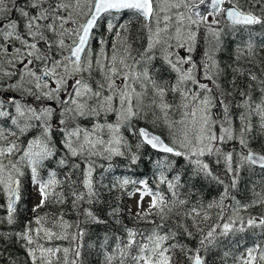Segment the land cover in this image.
I'll use <instances>...</instances> for the list:
<instances>
[{"label": "snow or ice", "instance_id": "1", "mask_svg": "<svg viewBox=\"0 0 264 264\" xmlns=\"http://www.w3.org/2000/svg\"><path fill=\"white\" fill-rule=\"evenodd\" d=\"M254 4L264 3V0H252ZM4 0H0L3 4ZM228 7H223L225 4ZM205 5V11H200V6ZM87 11L84 12V8ZM35 10L34 15H30L29 11ZM187 8L191 13L185 15L184 12H179L176 15L175 34L169 32V25L172 21V16L167 13L173 9ZM7 10L0 9V11ZM20 15L25 19L24 28L26 36L21 35L18 31V23L15 20L9 19L4 25L8 31H0L6 41H11L13 38L19 41L20 47L15 48L17 57L16 62L23 65L24 71L20 72V80L25 81L26 78H34L35 88L39 90L37 100L59 99V92L64 89L68 98L61 101L62 117L72 119L74 117H100L105 116L104 123H96L91 131L82 129L79 126L68 130L64 129L63 146L66 148V158H61L58 161L60 166H66L68 163L67 157H85V161L93 156L100 155L99 149L106 152L105 157L110 158L112 155H124L120 151V146L123 144L130 147L127 141L121 134V128H126L133 136L137 137L139 149L143 145L150 146L153 150L165 154H171L176 157L184 156L194 166L199 173L205 174L207 177L216 180L223 184L224 181L219 177L214 176L210 170L208 163L203 162L200 158L205 155L217 156V163L220 162V157L226 162V171L235 176L238 169L232 167L233 153H224L219 147L220 144L232 141L237 138L234 135L232 121L230 119V106L224 103L226 94L221 91L217 95H213V90L208 84L200 83L196 79L194 70L197 69V64L193 61L191 53L194 51L197 32L203 27L211 40L220 43V37L224 29L219 28L220 19L222 17L226 21L225 27L235 31L238 28H247L253 25L264 26V17L256 15L253 11H246L243 6L238 3V0H198V3H185V0H85L82 5L81 0H26L25 7L18 9ZM83 12L84 22L80 23L78 17ZM165 13L161 16V13ZM123 13H129L137 18H142L146 23L145 27L149 29V43L144 51L138 53L139 59L132 56L130 46L123 43V38L120 37V32L117 30V43L113 44L111 57H107L103 48L97 55L95 65L93 64L92 40L95 39L94 30L100 26V21L107 17L118 16ZM73 17H77L74 19ZM209 17H212L209 22ZM47 23H43V22ZM155 24V31L150 27ZM71 24L72 27L66 28L65 25ZM163 24V27L160 25ZM115 24L112 19L107 20V29L109 32L113 30ZM120 29L127 31V24H121ZM175 41V46L186 49L187 56L181 57L178 53L169 52L168 49L173 45L170 41ZM43 43L45 48L42 51L38 44ZM104 45L106 42L103 39L97 41ZM161 47L165 55L163 60L170 69L177 73L176 83L172 86H167L155 80L149 71V64L155 58L153 49L157 46ZM2 47V46H0ZM59 51H56V50ZM253 45L251 42L247 44V50L251 54ZM3 51L8 52V48L4 47ZM214 51V50H213ZM51 53L52 55H46ZM59 57V58H57ZM205 57L210 63L205 64L204 68L208 71L204 73V79L211 80L215 83V77H218L219 68L216 61L212 57V53L206 51ZM105 60L107 63H105ZM26 61V62H25ZM35 61L44 64L42 75H37L36 71L29 67ZM131 61V62H129ZM9 63L12 61L9 60ZM49 64L51 65L49 67ZM189 65L187 69L183 65ZM57 69H62L65 76H60ZM93 71L100 74L101 80L96 83L95 88L82 78L74 79L72 92L68 93V84L66 76L74 77L77 73H88L91 75ZM211 72V75L208 73ZM4 75H16L13 71H6ZM56 77V87L45 92L43 89L48 88L47 78ZM250 78L255 81L256 76ZM191 83L198 86L200 91L192 92L187 85ZM264 84V81H261ZM149 86H151L149 88ZM13 89L24 90L29 95H33L30 89H23L22 83H14L11 85ZM218 87V85H217ZM139 89V90H137ZM151 91L153 99L150 104L146 105L144 99L148 92ZM167 91L179 93L184 101L183 107L191 109L184 113V116L190 119L191 133L189 132V124L185 120L179 123L184 125V130L177 134L172 132V143H166L160 135L150 132L144 127L136 128L132 123L134 119H139L145 115L144 109L152 107L160 109L167 117V110L171 105L165 102ZM264 94V88H261ZM244 97L242 104L239 107L244 109L240 113L239 119L242 121V126L239 130V143L242 148H248L246 139L248 133L251 132V119L253 116L259 117L260 127L264 129V95L257 100H254L247 93H241ZM157 100L159 103H157ZM15 107V112L18 117H11V123L15 125L21 134L25 133L30 128L39 127L40 134L31 139L26 148L22 151V155L15 162H10L9 165L0 163V186L7 196L8 222H13V213L15 212V203L19 199L20 179L23 176L19 165L24 164L30 168L31 178L34 185L37 186L40 195V202L33 211L37 212L40 208L45 207L49 203L64 204L66 197L63 192H57L56 188L68 185V194L72 197V206L78 209L79 213L84 217L83 221L76 224H69L64 220L63 214L53 215L48 226H45L47 214L45 216L37 215L34 223L40 227L32 228L30 221L23 233H18V238L25 241L27 255L32 261V264H81L79 241L85 235V229L80 225L85 222L102 223L103 221L97 217L89 208H80L81 204H92L98 197V193L93 183V163H88L83 172V178L80 181L82 189L77 186L72 180L71 172L65 175V180L57 179L56 171H50L46 180L40 176V169L44 166L45 161L50 160L55 155V148L52 144V114L55 111L50 107L43 108L39 113L36 109L30 106L22 105L15 98L8 101ZM219 102V106L223 110V120L220 123V134L213 131L215 121L211 117V109ZM4 101H0V117H9L10 113L3 109ZM95 105V106H93ZM114 113L117 117L115 124L106 121L107 114ZM199 113V116L197 115ZM19 118H24L23 123ZM43 121L39 125L31 123V121ZM59 124L65 125L66 120L60 119ZM173 126L169 125L171 129ZM107 131L108 139L101 137L100 133ZM5 130L0 128V140H4ZM15 136V132H11ZM14 152H21L18 143H11L6 147H0V156L11 155ZM194 158V159H193ZM139 157L133 153L131 163L135 164ZM165 161H157V166H163ZM248 165L258 166L264 170V154H258L249 150L246 155L240 156V166ZM71 167L79 168L78 164H73ZM179 176L175 177L179 181ZM161 184H166L167 188L172 192V196L176 197L177 193L174 189L177 184L168 180L163 174L159 178ZM123 185L130 183L141 184L142 190L137 189L140 193V200L137 202L138 207L142 205L145 196L151 197L148 212L143 215L140 212L136 216L140 220H146L147 216L155 214L160 217L161 223H153V228L145 233L132 228H125L126 239L116 238V244L111 253L105 256L106 264H113V261L118 259V264H176V251L183 255L188 264H206L205 257L201 255L202 251H207L210 246L218 242L221 237H228L232 233H243L249 228L264 229V217H249L245 220L239 216L241 208L247 209L249 205H241L239 201L231 206H225L223 201L228 199V185H225L223 194L217 204L209 203L206 206L200 205L193 207L191 212L196 216H201L207 221L210 219L208 210L213 207H219L217 219L223 221L222 224H216L211 227L206 234H203V229H198L202 233V238L199 240V247L195 250L187 248L185 245L176 241L177 234L168 229L165 231L166 225L163 221L167 218V214L171 213L172 208L165 200V197L160 192H154L148 187L147 181H130L123 180ZM237 180L232 179L230 187L235 188ZM115 187V185H114ZM257 198L252 201V204H264V194L257 193ZM234 199V198H233ZM176 201H173L175 203ZM179 204H184V200H179ZM155 210V212H153ZM118 210H113V215ZM227 213V215H226ZM195 223V221H194ZM75 228L76 232L70 233L69 229ZM219 229V231H218ZM185 233L191 237L192 233L184 229ZM140 239H137V237ZM51 244L57 240H67L74 247L46 246L41 240ZM107 243V240H105ZM73 258L69 259V254ZM60 254V255H58ZM228 255V253H225ZM240 264H264V245L255 244L246 250V256L242 257Z\"/></svg>", "mask_w": 264, "mask_h": 264}, {"label": "trees", "instance_id": "2", "mask_svg": "<svg viewBox=\"0 0 264 264\" xmlns=\"http://www.w3.org/2000/svg\"><path fill=\"white\" fill-rule=\"evenodd\" d=\"M255 10L260 13V5H257ZM126 14L128 17L125 18V23L127 24L129 35H131L130 41L132 43L131 54L137 58L138 52L142 50L143 47L146 48L148 45V33L147 28L145 27L146 22L142 18H137L129 13ZM260 15L264 17L263 14ZM114 23L116 24L117 21ZM101 24L104 23L102 22ZM240 35L242 36L240 37ZM202 40L203 36L200 34L199 44H202ZM237 42H239L246 50L247 44L251 42L253 48L257 51H261V47L264 45V26L253 25L247 28H238L234 31V34L223 33L220 38V43H223L222 49H224L223 47H233ZM153 52L158 54L153 62V68L156 70L159 79L158 81L170 87L172 85L168 83V78L170 81H173L174 85L176 83L177 73L173 72L163 60L159 48H156ZM221 54L223 55L224 53L221 52ZM230 58H232V56ZM240 64L244 65L241 62ZM248 74L249 73L247 72L246 77L250 78ZM233 77L234 75H231L229 79H232ZM242 77L243 76L236 78V84L231 90L232 97L234 98L237 95H239V97L242 96L241 88L243 83H241L240 80ZM228 89L229 88H227V90ZM167 93L168 96H170L168 97L169 103L170 105L172 104L171 108L168 110V121L170 122V125L176 126L174 125V122L176 123L177 120H173L184 116V101L179 93H173L171 91H167ZM189 110L190 106L186 109V112ZM238 112L241 113L240 107L237 110L232 109L230 114H238ZM170 114H173V117L171 116L172 120L170 119ZM77 118L82 119L83 117ZM65 120V125L60 124L59 126H52V144L55 148V155L50 160L45 161L44 166L39 171L41 178L44 180L48 178L50 171H56L57 179L61 181H64L65 175L71 172L72 180L76 182L81 190H83L80 185V181L83 178V172L89 162L93 163L94 171L92 179L98 197L92 204H81L80 208L91 209L103 222L81 223L80 226L85 229V235L79 241V244L81 245V264H106L105 256L111 253L114 249L116 238L120 237L122 240L126 239L125 228H132L147 233L154 226V224L149 221L154 223L162 222L160 217L155 214L147 216L146 220H140L136 216V213L129 205V189L134 188L135 190L138 188L142 190L143 186L139 183L123 185L122 182L124 179L130 181H147L148 187L152 189V191L160 192L165 197V200L169 203V207L172 208L171 213H168L167 218L163 221L166 225L165 231L172 229L177 234L176 241H170L169 243L178 242L193 250L199 247V240L202 238V233L198 229H203V234H206L211 227L218 223H223V221L217 219L219 207H213L208 210L210 219L207 221L202 219L203 210H201V216L199 217L196 216L195 213L188 215L193 207H199L200 205L206 206L209 203L217 204L220 201V196L224 192L225 185L229 186L228 191L233 194L234 200L237 201L239 199L238 201L242 204L255 200L257 198V193L264 194V170H261L258 166L249 167L246 164L242 166L238 173L239 175L237 176L236 187L232 188L230 187L232 183L231 173L226 171V162L222 160L221 157L219 158V163L216 162V155H206L205 160L209 164L210 170L213 172L214 176H217L224 181L223 184L207 177L203 173L197 172L195 166L184 156L176 157L171 154L161 153L153 150L148 145H143L139 149L136 146L135 154L139 159L135 164L131 163V156L129 155H119L111 159H104L98 155L91 157L87 162L83 156L67 157L68 163L66 166L62 167L58 164V161L61 158H66L67 150L63 146L64 129L67 128L70 130L74 127L69 126L73 122V119L67 118ZM135 122L140 123L141 121L134 120V123ZM0 123L5 127L8 126L4 119H0ZM135 127L138 128V125L135 124ZM156 131L163 134L164 138L168 139L167 131L163 130L161 127ZM39 133V127H35L29 131L25 138H28L30 134L35 137ZM246 139L248 141V148H242V146L235 140L223 144L232 145L230 146L231 148H240L246 152L254 150L264 153V135L262 131H254L253 129V131L247 135ZM18 144L19 146H23L24 142L20 139ZM160 160L165 161V163L163 166L158 167L157 161ZM103 162H106L104 166L101 165ZM73 164H78L79 168L71 167ZM108 164H110V166H108ZM160 172H162L168 180L177 184V187L174 189L177 193L176 197L172 196V192L167 188L166 184H161L159 182ZM177 176L180 178L179 181L175 180V177ZM21 178L26 181H32L30 169L29 171L24 172L23 176L19 177V179ZM23 179L21 182H23ZM21 187H23V191L25 187ZM56 191L65 194L66 202L64 204L49 203L45 207L40 208L37 212H34L33 209L32 212H30V207L25 205V191L23 193L19 188L20 198L15 207V210L17 209L16 211L18 212L15 214L14 221L11 224L0 225V231L24 232L30 221L32 224L34 223V219L37 215L45 216L47 214L45 226H48V222L51 221L52 216L57 214H63L64 220L69 224H76L83 221L84 217L79 213V210L74 209L72 206V197L68 194L67 183L61 187H57ZM179 200H184L185 203L179 204ZM173 201L176 202L173 203ZM114 209L118 210L115 215L112 214ZM250 210L251 216L258 212V209L255 210L254 208H250ZM153 212H155V210H153ZM143 214L144 213H142V215ZM185 228L188 232L192 233L191 237L185 233ZM69 232L74 234L76 229H69ZM12 238L13 241L16 240V245L13 244L14 242L10 244ZM137 239H140V237L138 236ZM105 240H107V243H105ZM5 242H7L8 247L3 246L0 251L2 254L0 256V264H32V261L28 258L26 246H22V242H24L23 240L19 239L17 236H7ZM41 242L46 243V246L55 245L62 248L75 246L74 244L70 245L67 240H57L51 244H48L44 240H41ZM255 244L264 245V229L249 228L243 233H232L228 237H221L218 239V242L213 246H210L207 251H202L201 255L205 257L206 264H240L244 252H246L247 248L253 247ZM9 247L12 249L11 257L10 259L9 257L4 258V254L9 251ZM225 253H228V255H225ZM69 258L70 260L73 258L71 253L69 254ZM175 258L176 264H188L183 255L179 253V250L176 251ZM113 264H118V259L113 261Z\"/></svg>", "mask_w": 264, "mask_h": 264}, {"label": "rangeland", "instance_id": "3", "mask_svg": "<svg viewBox=\"0 0 264 264\" xmlns=\"http://www.w3.org/2000/svg\"><path fill=\"white\" fill-rule=\"evenodd\" d=\"M11 1H13V0H4V3L0 4V9H5V7L7 9L4 11H0V31H8L9 30L6 27H4V25H6L8 20L11 19V20L17 21V23H18L17 31L21 35L26 36L27 34H26V30L24 28V23H25L26 18H24L20 15L19 10L18 11L10 10L9 3ZM16 1L18 3V9L23 7V6H21L20 0H16ZM73 3H75V0H73ZM84 3H85V0H81V4L83 5ZM185 3H188V4L198 3V0H185ZM238 3L241 6H243L246 11H253L258 16H261L260 14L264 15V3L254 4L252 2V0H238ZM257 5H260V13L256 12V10H255ZM26 10L29 11L30 15L35 14V10L28 9V8H26ZM86 11H87V8L85 7L84 12H86ZM179 12H184L185 15L191 14L187 8L173 9L171 12L167 13L168 15L172 16V18H173L170 25H169V32L171 35L175 34V27H176V19L175 18H176L177 13H179ZM164 14L165 13L162 12L160 15L163 16ZM127 17H128V15L126 13H124V14H120L118 16L107 17L104 20L100 21V26L94 32L95 33V39H93L91 42L92 43L91 55L93 58V64L94 65H95L96 57L100 53L102 48H103V51L105 52V55L109 58L111 57L112 51H113V44L117 43V40H118L117 30H119V32H120V37L123 38V43L130 46V50L132 49V43L130 41L131 35H129V30L124 31L123 29H120L121 24H126L125 18H127ZM73 18L77 19V17H73ZM84 18H85L84 14L82 12L81 15L78 17L79 22L83 23ZM217 18L220 19V25L218 27L221 29H224L221 36L223 35V33H227V34L233 33L234 34L233 30L225 27L226 23L222 17L218 16ZM108 19H112L113 23L115 21H117L116 24L114 23L115 27L113 28V30L111 32H109L107 29V20ZM211 19H212V17H209V22L211 21ZM102 22L104 24H101ZM43 23H47V22L45 21ZM163 26H164L163 24L160 25V27H163ZM65 27L70 28V27H72V25L67 24V25H65ZM150 27L152 28L153 31H155L156 26L154 23L151 24ZM147 33H148V37H149V29L148 28H147ZM200 34H202V36H203L202 44H199ZM241 36L242 35H240V37ZM240 37H239V39H240ZM99 39H103L106 43L104 45L99 44L97 42ZM148 43H149V39H148ZM170 43L173 45V47L168 49L169 52L178 53L179 56H181V57H185L188 55V53L186 52V49L179 48V47L175 46L174 40L170 41ZM222 45H223V43H219V45H216V42L214 40H211L210 37H208L205 29L203 27L200 28V30L197 32V39H196L194 51L191 53L193 61H195L197 64V69L194 70V74L196 76V79L199 80L200 83L208 84V86L210 88H212V90H213V93H212L213 95H217L221 91H223L226 94V96L224 97V103L231 106L230 111H232V109L237 110L239 108V105L242 104V102L244 100L243 96L239 97V95H237L234 98V97H232V94H231L232 93L231 90H232L233 86H235V84H236V81H235L236 78L243 76L240 79L241 83H243V86L241 88V93H247L254 100H257V102H259V99L262 97V95H264L261 92V88H264V84H261V81H264V45L261 47L263 49L262 51H257L255 48H253L251 54H249L248 50H246L242 45H240L239 42H237L233 47L230 46L229 49L228 48L225 49V47H223L224 49H222ZM0 46H2V47H0V101H4L2 110H7L10 113L9 117H0V119H4L8 125L5 127V126L1 125V123H0V128H3L5 130L4 134L7 137L4 140H0V147H6L13 142L19 143L20 139L24 142V145L20 146L21 152H14L11 155L0 156V163H2L4 165H9L10 162H15L19 159V157L22 155V151L26 148L27 143L31 139H33L34 137L31 136V134H30V136L28 135L29 136L28 138H25L27 136V134L29 133V131L33 128H30L25 133L21 134L19 132L18 128L11 123V117H13V116L18 117V114L15 112L14 105L12 103H9L8 101L11 100L12 98H15V100L17 102L21 103L22 105L35 108L37 113H39L45 107H50L51 109L55 110L52 114L51 124H52V126H59L60 125L59 124L60 119H62V118L67 119L68 118V117H62L61 116V111H62L61 101L67 99L68 95L64 89H61L59 92V99L58 100L57 99H51L50 100L47 98H44L43 100H37L36 96L39 95V90H37L35 88L34 78L29 77V78H26L25 81L20 80V72L24 71L23 65L16 62V60L14 59L15 57H17V54L15 53V48L20 47L19 41H17L16 39L13 38L9 42V41H6L2 36H0ZM4 47L8 48L7 53H5L3 51ZM38 47H40L42 51L45 48V46L42 42L40 44H38ZM156 48L160 49L163 56L165 55L164 51L161 50V47L159 45ZM144 49L145 48L143 47V49L140 50L138 53L144 51ZM155 49H153V51ZM56 51H59V50L57 49ZM206 51L212 53V57L216 61L218 68H219L218 77L214 78L215 83H213V81H211V80L204 79V73L206 71H208L206 68H204V65L210 63V61L205 57ZM221 52H223L224 54L222 55ZM46 55L50 56L52 54L46 53ZM153 55L155 58L149 64V71H150V75L155 80L158 81L159 79L157 77L156 70L153 68V62L155 61L158 54L153 52ZM231 55H232V58H230ZM57 58H59V57H57ZM137 59H139V55H138ZM9 60H11L12 62L9 63L8 62ZM129 62H131V61H129ZM240 62L243 63L244 65H241ZM105 63H107L106 60H105ZM50 66L51 65L49 64V67ZM29 67L32 68L34 71H36V74L39 76V75H42V70L45 67V65L41 64L39 61H35L34 64L29 65ZM183 67L185 69H187L189 67V65L185 64V65H183ZM6 71H13L16 73V75H13V76L4 75V72H6ZM247 72L249 73L248 74L249 77L254 75L257 77V79L255 81H253L251 78L246 77ZM57 73L60 76H65V73L63 72L62 69H57ZM229 73H230V75H229ZM208 74L211 75V72H209ZM231 75H234V77L232 79H229V77ZM164 77H162V78H164ZM65 78L67 79V84H68L67 92L68 93L72 92L74 79L82 78V79L88 81L94 88L96 86V83L101 80L100 74L96 71H93L91 73V75H89L88 73H83V74L77 73L74 77L66 76ZM248 79H250V80H248ZM167 81H168V83L173 85V81H170L168 78H167ZM167 81H166V83H167ZM14 83H22L23 89H30L31 92L33 93V95H29L24 90L13 89L11 87V85ZM47 83H48V88L43 89V91H45V92L56 87V77H50V79L47 80ZM164 85L165 84H162V86H164ZM217 85H218V87H217ZM150 87L151 86H149V88ZM187 87L190 88L192 90V92L200 91L198 89L197 85H194L191 83H189L187 85ZM227 88H229V89L227 90ZM245 89H248V90H245ZM137 90H139V89H137ZM168 97H170V96H168V93L166 92L165 102L170 104ZM152 99H153L152 92L149 91L148 94L146 95L145 99H144V103L146 105H148V104H150V101ZM175 101H176V99H175ZM157 103H159L158 100H157ZM93 106H95V105H93ZM189 106L191 109L192 105H189ZM240 108H241V112H243L244 109L242 107H240ZM184 110L186 112V108H184ZM144 113H145V115L141 116L139 119H134V120L141 121L140 123H137V122L134 123V120L132 121V123L134 125L135 124L138 125V128H140V126H147L154 131L158 130V128L161 127L163 130L168 132V134H167L168 139H166V138L165 139L169 143H172V140H173L172 132L173 131H175L177 134H180L184 130V125L179 123L181 120H185V122L189 124V132L191 133L190 119L187 117L183 116V117H179V118L173 120V121L177 120L176 123L174 122V125L176 124V126H173L170 129L169 128L170 122L168 121V116H169L168 110H167L166 119H165L164 113L160 109H153L152 107H146L144 109ZM197 115L199 116V113ZM171 116L173 117V114H170V119L172 120ZM239 116H240V113L230 114V119L232 121L233 133H234V135H237V138L234 140L238 144H240L238 133H239V130L242 126V121L239 119ZM211 117L216 122L215 126L213 127V131L216 132L217 134H220V131H221L220 123L223 120V110L219 106V102H217L216 106L211 109ZM19 119H20L21 124H22L24 118H19ZM72 119H73V122L69 126H74V127L79 126L80 128L87 129L89 131L92 130L94 124L105 122V116L103 114L100 117L88 116V117H83L82 119H78L77 117H74ZM106 121L109 123L115 124L117 121V117L114 113L107 114ZM31 123L39 125L40 123H43V121L37 122V121L33 120V121H31ZM253 129H254V131H257V130L262 131L263 135H264V129H262L260 127V120H259V117H257V116H253L251 119V132L253 131ZM11 132H15L16 135L15 136L11 135L10 134ZM250 133H248V135ZM121 134L123 135V137L127 141V144L130 145V147L125 146L123 144L120 146V151L124 153V155H122V156H125V155L132 156V154L135 153V148L138 144V139H137V137L133 136L124 127L121 128ZM100 135L105 140H107L109 138L106 130L104 132L100 133ZM161 135L164 136L163 134H161ZM234 140H232V141H234ZM230 146H232V145H229V144H220L219 145V147L222 149V151L224 153H228V152L233 153L232 167L234 169H238V171L236 172L235 176L233 174H231V177H232V179L235 178L237 180L238 179L237 176L239 175L238 173L240 172V170L242 168V166H240V156L246 155L248 151L246 152L240 148H233V147L231 148ZM98 151L100 152L99 157H101V158L105 159V157L108 155L106 152H103L102 149L98 148ZM115 156H119V155H112L110 158H107V159L114 158ZM205 156L201 157L200 159L203 162L207 163V161L205 160ZM221 159L224 160L222 157H221ZM106 162H103L101 165L104 166L106 164ZM108 166H110V164H108ZM19 167L23 173L29 171V169H30V168L26 167L24 164H20ZM161 174H162V172H160V176H161ZM22 179L23 178L20 179V190L23 193L25 191V193H24V196H26L25 205H28V207H30V209H31L30 212H32V209L37 204H39V202H40V195L38 192V188L36 185L33 184L32 181H28V180L26 181L23 179V182H21ZM21 186L25 187L23 191H22L23 187H21ZM137 189H135V190H134V188L129 189V191H130L129 205L131 206V208L133 209V211L135 213L140 212L142 214V213H145L148 211L149 205L151 203V197L145 196L144 200L142 202V205L140 207H138L137 202L140 200V193L137 191ZM250 189H253V188H250ZM228 197H229L228 199H225L223 201V204H225V206H231V205L236 203V201L234 199H232L233 194L230 193V191H228ZM252 201H254V200H251V202L244 203V204L239 202L241 205H249V207H247V209L241 208L239 210V213H238L239 216L243 217L245 220H247L249 217H258V218L264 217V204L253 205ZM7 202H8V199H7V196L3 190V186H0V225H6L9 223L8 219H7V217H8ZM250 208L251 209L254 208L255 210L258 209V212H256L255 215L251 216L250 215V213H251ZM16 210L13 213V217H15V214L18 212ZM260 211H261V213H260ZM226 215H227V213H226ZM13 221H14V218H13ZM31 227L35 229V228L40 227V226L33 223L31 225ZM18 233H23V232H18V231H11V232L3 231L2 232V231H0V251H1L3 246L8 247L7 242H5L6 237L7 236L8 237L9 236L10 237H16V236L18 237V235H17ZM15 241L16 240L13 241V238H12L10 244H12L14 242L13 244L16 245L17 242H15ZM22 246H26L25 241L22 242ZM8 250L9 251L6 254H4V258L9 257V259H10V257H11L10 255L12 253L11 247H9ZM1 255L2 254L0 252V256ZM244 256H246V252H244V254L242 255V257H244ZM28 258H29V256H28Z\"/></svg>", "mask_w": 264, "mask_h": 264}, {"label": "water", "instance_id": "4", "mask_svg": "<svg viewBox=\"0 0 264 264\" xmlns=\"http://www.w3.org/2000/svg\"><path fill=\"white\" fill-rule=\"evenodd\" d=\"M200 11H201V12H204V11H205V5H201V6H200ZM49 79H50V77L47 78V80H49ZM142 127L148 129L150 132H152V133H154V134H156V135H160L161 138H162L166 143H169V142H168V141H167V140H166L161 134H159V133L155 132L154 130L148 128L147 126H142ZM169 144H171V143H169ZM252 151H254V150H252ZM254 152H256V153H258V154H264V153H260V152H257V151H254ZM19 198H20V194H19ZM18 200H19V199H18ZM18 200L16 201L14 207L17 205Z\"/></svg>", "mask_w": 264, "mask_h": 264}, {"label": "flooded vegetation", "instance_id": "5", "mask_svg": "<svg viewBox=\"0 0 264 264\" xmlns=\"http://www.w3.org/2000/svg\"><path fill=\"white\" fill-rule=\"evenodd\" d=\"M21 6L25 7L26 4V0H20ZM10 5V10L12 11H18V3L16 0H13L9 3ZM27 252V249H26Z\"/></svg>", "mask_w": 264, "mask_h": 264}, {"label": "bare ground", "instance_id": "6", "mask_svg": "<svg viewBox=\"0 0 264 264\" xmlns=\"http://www.w3.org/2000/svg\"><path fill=\"white\" fill-rule=\"evenodd\" d=\"M261 34V33H260ZM226 49V48H225ZM229 49V48H228ZM232 56V55H231ZM239 113V112H238ZM185 117V116H184ZM176 125V124H175ZM216 158V157H215ZM179 171H180V169H179ZM264 175V174H263ZM167 178V177H166ZM244 188V187H243ZM6 223V222H5ZM251 229V228H250ZM236 234V233H235ZM259 236V235H258ZM247 240V239H246Z\"/></svg>", "mask_w": 264, "mask_h": 264}]
</instances>
